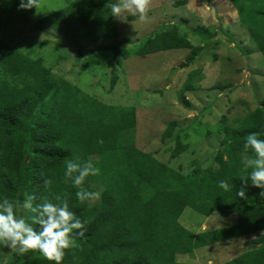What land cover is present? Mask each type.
<instances>
[{
    "label": "trees",
    "instance_id": "trees-1",
    "mask_svg": "<svg viewBox=\"0 0 264 264\" xmlns=\"http://www.w3.org/2000/svg\"><path fill=\"white\" fill-rule=\"evenodd\" d=\"M5 1L0 0V9ZM228 1L250 42L264 56V0ZM11 2L24 18L34 13V8L18 10L20 0ZM116 2L74 0L35 22L33 29L87 43L93 51L111 52L115 59L188 49L179 67L195 61L200 49L175 27L147 38L133 51L101 44L119 36L111 13ZM0 71L10 79L0 82V199L22 203L25 194H34L41 202L52 194H66L69 208L81 220H90L85 235L74 236L79 247L70 250L62 264H191L182 259H190L194 250L253 233L259 235L251 247L224 264H264L262 190L249 180L247 199L236 195L240 177L247 174L244 161L252 155L244 150L245 137L254 132L264 138V98L257 109L222 126L215 167L203 171L196 167L183 175L136 148L133 107L99 102L1 38ZM115 82L114 76L110 87ZM181 100L188 104L183 96ZM175 127L174 121L167 125L162 141L171 138ZM186 150L187 145L176 139L170 157ZM74 159H91L100 169L84 183L87 191L99 192L100 199L81 202L76 197L78 189L64 176L66 161ZM45 179L52 180L50 189L45 188ZM221 180L234 187L226 192L219 186ZM185 208L204 217L214 212L222 217L236 214L237 223L194 235L178 222ZM30 215L24 211L23 216ZM1 256H8L5 264H54L38 251L19 254L3 245Z\"/></svg>",
    "mask_w": 264,
    "mask_h": 264
},
{
    "label": "rangeland",
    "instance_id": "rangeland-1",
    "mask_svg": "<svg viewBox=\"0 0 264 264\" xmlns=\"http://www.w3.org/2000/svg\"><path fill=\"white\" fill-rule=\"evenodd\" d=\"M73 1L41 0L40 9L34 8V13L25 19L13 9L11 0H6L0 9V38L31 58L40 59L54 77L68 80L99 102L133 107L135 146L143 153L183 175L196 167L202 171L213 164L215 167L222 126L254 111L264 98V56L250 42L230 1L152 0L149 22L132 15L126 21L115 17L118 38L101 43L119 44L133 51L147 38L175 27L194 48L200 49L195 61L183 69L179 64L190 53L188 49L121 60L111 52L93 51L94 46L87 43L72 42L49 31H34L35 22ZM181 1L185 4L177 5ZM114 76L115 85L110 87ZM2 81L10 79L0 71ZM187 84L194 88L186 89ZM172 121L176 123L172 136L162 141ZM176 139L187 145V150L171 158ZM188 213L208 228L223 218L213 213L206 221L190 208L184 215ZM204 257L200 255V263L205 262ZM231 257L216 255L213 264ZM7 258L1 256L0 264H5Z\"/></svg>",
    "mask_w": 264,
    "mask_h": 264
},
{
    "label": "clouds",
    "instance_id": "clouds-1",
    "mask_svg": "<svg viewBox=\"0 0 264 264\" xmlns=\"http://www.w3.org/2000/svg\"><path fill=\"white\" fill-rule=\"evenodd\" d=\"M151 4L152 0H117L111 5V13L113 17L122 21H126L128 15H132L141 22H149ZM40 7L41 0H20L18 10L35 8L38 11ZM244 150L250 151L252 155L244 161L247 174L240 177L242 186L236 195L241 199H247L246 190L250 180L251 185L261 189L260 195L264 196V138L258 133L248 134L245 137ZM99 173L100 169L91 159L68 160L65 164V179L70 180L78 189L76 197L81 202L100 199L99 192H89L84 188L86 178ZM44 185L50 189L52 180L45 179ZM219 186L226 192L234 187L225 180H221ZM37 199L34 194H25L22 203L7 197L0 199V245L19 254L38 251L46 260L62 264L66 254L79 247L74 236H84L90 220H81L69 208L66 194H52L51 198L44 197L41 202H36ZM19 209L31 215L27 218L18 215Z\"/></svg>",
    "mask_w": 264,
    "mask_h": 264
},
{
    "label": "crops",
    "instance_id": "crops-1",
    "mask_svg": "<svg viewBox=\"0 0 264 264\" xmlns=\"http://www.w3.org/2000/svg\"><path fill=\"white\" fill-rule=\"evenodd\" d=\"M157 54V53H156ZM186 209L182 212L181 216L178 219V222L181 226H183L186 230L193 233L194 235L208 232V231H214L222 228H227L229 226H233L237 223V216L236 214H231L227 217H223L221 220H215L212 227L208 228L207 224L205 222H200L198 219L193 217L190 213L184 215L186 212ZM195 212V211H194ZM216 213V212H214ZM213 213L210 214L208 217H205L204 219L207 221V219H210L212 217ZM204 217V216H203ZM222 217V216H221ZM224 219H228V221L225 224H222L220 222L224 221ZM211 223V222H210ZM209 220H208V224ZM217 227V228H216ZM259 233H253L248 234L244 236L236 237L230 241L227 242H221L214 245L202 247L199 249L194 250L192 256L190 259H182L183 262L191 263V264H213V260L216 259V255L219 258H223V256L230 255L231 258L227 259L226 261H222L219 264H224L235 257L241 255L246 250H248L251 247V242L257 238ZM203 253V254H202ZM200 255H205V262L200 263L199 257Z\"/></svg>",
    "mask_w": 264,
    "mask_h": 264
}]
</instances>
